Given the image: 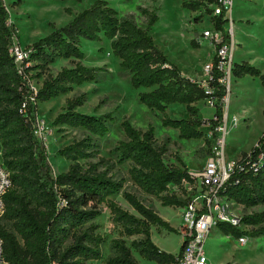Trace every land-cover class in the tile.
Instances as JSON below:
<instances>
[{
  "label": "trees",
  "instance_id": "trees-1",
  "mask_svg": "<svg viewBox=\"0 0 264 264\" xmlns=\"http://www.w3.org/2000/svg\"><path fill=\"white\" fill-rule=\"evenodd\" d=\"M209 5L219 6L220 1L182 2L190 11ZM138 9L145 17V28L133 16L118 15L105 0H94L65 25L26 45L28 55L18 63L10 50L18 45L17 28L10 23L9 12L0 0V159L11 180L3 197L0 238L7 264H87L100 260L105 238L97 233L95 220L102 205L109 211L111 221L121 228L120 236L110 240L111 253L102 264H139L133 252L157 264L175 263L176 256L153 243L150 230L154 227L177 232L176 229L153 207L122 191L123 180L111 171V159L98 156L99 141L108 133L112 121L111 112L95 116L75 111L84 102V93L67 99L66 110L54 118L53 124L80 128L84 134L57 151L70 165L55 177L51 175L45 147L35 134L38 102L97 80L102 68L82 64L84 52L80 44L82 39L98 42L104 38L129 76L131 87L139 90L138 102L158 112L162 126L177 130L178 137L184 140L203 138L208 147L216 140L215 128L222 122L226 96L225 86L217 81L220 73L216 54L210 61L214 76L206 85L182 74L149 33L158 20L155 11ZM211 20L225 40L223 25L227 18L223 10L217 16L212 15ZM190 46L199 45L191 40ZM57 59L68 60L70 66L61 67L54 75L47 73L49 65ZM32 71L35 73L31 74ZM231 75L234 79L257 77L264 89V73L247 61L233 63ZM42 76L40 87L34 89L32 79ZM207 98L213 100L214 112L211 118L203 119L198 115L196 103H206ZM171 105H183L186 117H169L166 111ZM120 126L124 138L110 151L116 164L127 163L132 183L141 192L156 197L162 206L182 207L186 199L177 197L169 187L183 189L184 182L192 184L194 180L187 169L164 162L166 148L156 142L151 124L140 130L123 119ZM203 126H208L210 138ZM119 193L136 214L124 210L111 198ZM218 194L246 208L264 204V130L250 150L240 153ZM240 221L251 226L250 231L225 223L217 227L235 239L264 235V210L244 214ZM123 236L134 238L127 245ZM182 246L183 243L178 254Z\"/></svg>",
  "mask_w": 264,
  "mask_h": 264
},
{
  "label": "rangeland",
  "instance_id": "rangeland-1",
  "mask_svg": "<svg viewBox=\"0 0 264 264\" xmlns=\"http://www.w3.org/2000/svg\"><path fill=\"white\" fill-rule=\"evenodd\" d=\"M3 1L9 12L10 23L17 28L18 45L25 47L32 41L47 35L53 29L65 25L76 13L89 7L94 0ZM105 1L117 11L118 15L133 16L135 22L141 28H145V17L138 8L154 10L158 20L149 31L154 43L167 56L168 60L178 67L182 74L201 83L206 80L207 75L204 66L210 63L214 55V48L202 34L203 31L213 28L211 17L214 13V5H209V7L201 6L197 11H190L182 6V2L190 0ZM66 9H68V13ZM225 16L227 18V23L223 25L225 33H227V27L230 25L229 17L234 19L236 23L244 17L255 22L261 19L258 24L264 26V0H233L232 6H230ZM260 31L262 32L261 28ZM191 40L199 46L192 48L190 46ZM259 40H261L260 43L256 42V44H262V46L256 48V51L264 55V36ZM241 46L236 47L234 51L233 63H238V60L245 56L244 45ZM80 48L84 52L82 64L102 68L98 72L97 80L73 86L69 92L60 95L57 99L46 101L47 104H44L45 102L37 103L36 136L45 147L48 162L51 166V175L55 177L57 174L66 171L70 165L69 161L65 162L57 155V151L73 140L81 138L84 134L83 129L71 128L66 125H54L53 120L59 113L66 110L67 99L84 93L85 100L81 106L75 108V111L95 116L107 112L112 113L109 131L99 141L98 156L104 159H111L113 164L111 171L123 180L122 191L134 194L144 204L153 208L154 205H161L156 197L141 192L132 183L127 174L128 164L117 165L110 154L117 142L124 138L120 122L126 119L133 127L140 130H145L147 125L151 124L154 128L156 142L166 148V153L163 156L164 162L169 165L186 168L188 172L198 173L201 171L205 160L211 155L212 145L208 147L203 138L181 139L178 137L177 130L162 126L159 119L160 114L152 112L138 102L137 91L131 87L129 76L119 66V61L111 53L106 39L102 38L98 42L82 39ZM64 66H70L69 61L57 59L49 65L47 73L54 75ZM34 73L35 71L31 72V74ZM43 77L32 79L31 86L34 89H38ZM263 101L264 89L257 77L247 75L244 80L238 81L236 84L231 76L230 90L226 93L224 108L226 110L228 106L229 118L237 114L239 120L237 122H229L228 120L226 123L224 148L226 161H236L241 152L250 150L256 144L264 130L261 113ZM196 106L199 109L198 115L200 118L207 119L212 117L213 107L202 101H199ZM243 107L248 112L244 119L241 114ZM184 109L183 105H172L167 108L166 113L171 118L186 117ZM202 130L206 137L210 138L208 126H203ZM169 191L175 193L181 199L186 198L187 192H184L183 189L170 186ZM188 193L190 194V192ZM111 198L124 210L136 214L123 199L121 193ZM228 202L229 211L238 217L264 210V204L246 208L235 202ZM101 207V214L96 218L95 222L98 224L97 233L105 238V243L101 248L102 258L88 261L87 264H102L104 259L111 253L110 240L118 238L121 232L120 226L111 221L109 211L105 205ZM215 228L221 235H225L216 226L213 231L211 230V237H214ZM239 229L248 232L251 226L245 225ZM170 236L176 241L179 239L180 234L171 232ZM244 237H246V244L237 252L236 261L240 264H264V235L254 238H249L245 235ZM122 238L128 245L134 236H123ZM236 240L238 239L221 240L223 245L220 248L217 243L213 244L217 245V247L213 245L209 247L207 244L206 247L204 246V252L209 250L211 254H220L222 258L225 256L224 251L231 250L238 243ZM133 255L141 263L146 261L135 252H133Z\"/></svg>",
  "mask_w": 264,
  "mask_h": 264
},
{
  "label": "built area",
  "instance_id": "built-area-1",
  "mask_svg": "<svg viewBox=\"0 0 264 264\" xmlns=\"http://www.w3.org/2000/svg\"><path fill=\"white\" fill-rule=\"evenodd\" d=\"M220 5H214L213 15L227 14L232 4V0H219ZM226 17V16H225ZM227 29L226 39L223 40L222 32L219 30L207 29L203 31V37L209 40V43L217 45L214 53L217 57L216 67L220 76L217 81L224 85L226 93L230 89L231 69H232V20ZM212 24V23H211ZM213 25V24H212ZM11 53L15 57L16 62H20L27 57V51L24 47L15 45L11 49ZM207 75L203 80L206 85L207 80H211L214 76L212 65L208 63L204 66ZM208 92V90H206ZM225 101V98H224ZM206 104L212 107L213 100L206 99ZM218 133L216 140L211 144V155L205 160L200 172H188L189 176L194 180L192 184L184 182L182 187L186 194V203L181 208L180 213V230L182 234V250L176 255L174 264H212L206 257L204 246L210 230L219 223H225L233 227L240 228L245 226L241 223L240 217L229 211V200L218 194L221 185L227 180L235 161H226L224 157L226 122L224 116L222 122L215 128ZM37 131V129H36ZM35 131V134H36ZM11 186L10 173L3 165L0 159V219L5 210L3 197ZM190 192V194L188 193ZM232 202V201H231ZM238 244L244 245L246 237L238 238ZM0 264H7L3 258L2 241L0 238Z\"/></svg>",
  "mask_w": 264,
  "mask_h": 264
},
{
  "label": "crops",
  "instance_id": "crops-1",
  "mask_svg": "<svg viewBox=\"0 0 264 264\" xmlns=\"http://www.w3.org/2000/svg\"><path fill=\"white\" fill-rule=\"evenodd\" d=\"M231 6H232V4H231ZM230 19H232V18L230 17ZM232 20H233V22L231 24L232 42H233L232 63H233V55H234V51L236 50V47L244 45L243 50H245V52H244L245 56L244 57L241 56L242 58H240L238 60V63H240L242 61H247L251 65L258 68L261 73H264V55L261 54L260 52L256 51V48L262 46V44H256V42L260 43L261 40H259V39H261L264 36V26L258 24L259 21L261 22V19H258L255 22V21L249 20L248 18L244 17L243 19H239L237 23L234 22V19H232ZM228 28H229V26L227 27V29ZM260 28L262 29V32L260 31ZM241 48H242V46H241ZM246 76H244L243 78H240V79H234V83L237 84L238 81L244 80ZM142 90H144V89H140V91H142ZM263 103H264V101L262 102V109H263ZM227 111H228V106L226 107V110L224 108V113H223L224 120L226 123L228 122V120H229V122H237L239 120V118H238L239 116L237 114L232 115L231 118H229ZM261 113H262V110H261ZM241 114H242L243 119L246 118V116L248 115L247 109L245 107L242 108ZM263 123H264V118H263ZM154 208H155L154 210L157 212V214L164 221L168 222L171 227L175 228L177 233L180 234V236H179V239L175 241V239H173L170 236L171 232H167L164 229H156V228L152 227L150 230L151 240L160 250L176 256L178 254L180 246L182 244V234H181V230H180V217H179V215L181 213V208L180 207H174L173 208V206H161V205H154ZM211 230L213 231V228ZM211 230H210V233L206 239L205 247L207 244L210 247L211 245L217 243L219 245V248H220L223 245L221 240L226 241V240L234 239V237H232L231 235H227V236L221 235V233L218 230L216 231V228L214 229L215 231L213 232L214 237H211ZM244 245H239L238 243H236L231 250H226L223 252L225 256L222 258L220 256V254L219 255L217 253L211 254V252H209V250H208V252L207 251L205 252L206 257L212 264H240L239 262L236 261V255H237V252ZM213 246L217 247V245H213ZM133 256L135 257V259L138 261L139 264H157V263L152 262V261H145V262L141 263V261L138 260L135 255H133Z\"/></svg>",
  "mask_w": 264,
  "mask_h": 264
},
{
  "label": "bare ground",
  "instance_id": "bare-ground-1",
  "mask_svg": "<svg viewBox=\"0 0 264 264\" xmlns=\"http://www.w3.org/2000/svg\"><path fill=\"white\" fill-rule=\"evenodd\" d=\"M59 97V96H58ZM57 97V98H58ZM57 98H55V99H57ZM52 100V99H51ZM51 100H49V101H51ZM54 100V99H53ZM49 101H47V102H49ZM47 102H45L44 104H47ZM49 105V104H48ZM61 158V157H60ZM61 159H63V158H61ZM65 162H66V160L65 159H63ZM61 167V166H60Z\"/></svg>",
  "mask_w": 264,
  "mask_h": 264
}]
</instances>
